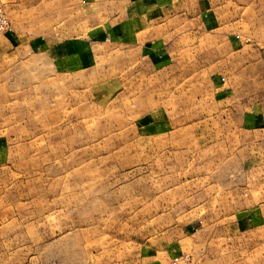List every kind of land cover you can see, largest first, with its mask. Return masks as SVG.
Masks as SVG:
<instances>
[{"label":"rangeland","instance_id":"obj_1","mask_svg":"<svg viewBox=\"0 0 264 264\" xmlns=\"http://www.w3.org/2000/svg\"><path fill=\"white\" fill-rule=\"evenodd\" d=\"M0 5V264H264V0Z\"/></svg>","mask_w":264,"mask_h":264},{"label":"crops","instance_id":"obj_2","mask_svg":"<svg viewBox=\"0 0 264 264\" xmlns=\"http://www.w3.org/2000/svg\"><path fill=\"white\" fill-rule=\"evenodd\" d=\"M107 37L104 38L106 41ZM94 43L89 42L88 39H68L57 44L52 45L47 49V55L50 57L51 61L54 65L59 66L66 69H77L78 66L89 64L91 57L94 55L93 46ZM88 62V63H87ZM263 112V113H262ZM252 114H262L261 117L254 116L255 122L259 119L260 130L261 132V145H264V111L263 109H259V111ZM251 120L253 117H250ZM255 122L251 121V126L255 124ZM185 251H177L170 255L169 261L175 255H179Z\"/></svg>","mask_w":264,"mask_h":264},{"label":"built area","instance_id":"obj_3","mask_svg":"<svg viewBox=\"0 0 264 264\" xmlns=\"http://www.w3.org/2000/svg\"><path fill=\"white\" fill-rule=\"evenodd\" d=\"M13 31L12 23L7 12L0 5V36ZM170 264H194L193 258L187 253H181L171 258Z\"/></svg>","mask_w":264,"mask_h":264}]
</instances>
